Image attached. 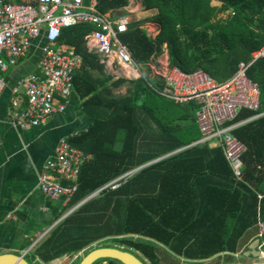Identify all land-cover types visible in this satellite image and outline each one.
Instances as JSON below:
<instances>
[{
    "label": "trees",
    "instance_id": "1",
    "mask_svg": "<svg viewBox=\"0 0 264 264\" xmlns=\"http://www.w3.org/2000/svg\"><path fill=\"white\" fill-rule=\"evenodd\" d=\"M130 1L97 0V11L114 14ZM134 1L143 12L156 11L153 17L131 21L120 37L138 64L166 51L171 67L184 73L200 70L222 83L234 75L238 64L249 62L250 55L264 46V0ZM148 23L157 26L154 38L141 29ZM95 29L79 24L62 30L59 39L81 57L73 93L90 120L87 132L68 140L71 147L92 156L80 169L72 203L133 169L182 151L142 169L117 190L103 191L111 221L101 226H94L93 220L66 222L36 255L48 264L77 255L99 240L117 237L116 248L131 249L151 264H159L162 249L187 264L216 256L227 263L246 249L247 235L256 228L258 206L259 210L264 206L256 191L264 181L258 169L264 165V117L233 132L246 149L241 158L242 181H236L219 148L185 149L200 139L196 105L165 100L143 79L114 80L100 57L86 47ZM246 75L259 89V112H264V59L257 60ZM125 85H129L126 93L117 96L115 92ZM104 109L112 113L106 115ZM254 115L241 111L236 122ZM118 141L121 148L116 151Z\"/></svg>",
    "mask_w": 264,
    "mask_h": 264
},
{
    "label": "built area",
    "instance_id": "2",
    "mask_svg": "<svg viewBox=\"0 0 264 264\" xmlns=\"http://www.w3.org/2000/svg\"><path fill=\"white\" fill-rule=\"evenodd\" d=\"M129 22L128 16L99 13L97 0H0V97L10 68L30 53L39 38L44 41L39 47L36 72L19 80L17 90L12 92L9 119L15 126L34 128L69 109L81 57L73 48L59 43L60 33L79 24L92 25L96 29L90 33L86 47L100 57L105 70L115 79H143L161 98L176 105L194 103L200 134L197 145L215 144L234 179L242 181L241 158L246 149L233 132L264 117V112H259V89L246 75L257 60L264 59V46L250 55L249 62L238 64L231 78L219 83L203 71L184 73L171 67L166 51L145 64L136 63L120 40ZM241 111L255 115L236 122ZM90 160L67 139H61L54 157L45 162L38 177L40 193L52 201L70 200L78 191L80 169ZM258 169L264 172V166ZM125 179L107 187L117 189ZM256 228L260 243L264 240L263 219H257ZM262 247L261 243L258 249Z\"/></svg>",
    "mask_w": 264,
    "mask_h": 264
},
{
    "label": "crops",
    "instance_id": "3",
    "mask_svg": "<svg viewBox=\"0 0 264 264\" xmlns=\"http://www.w3.org/2000/svg\"><path fill=\"white\" fill-rule=\"evenodd\" d=\"M132 2L133 1H130L128 7L122 9L124 12L119 10L114 14L116 16L135 14V11L129 10ZM135 3V10H138L140 9L139 7H142L138 2ZM149 12L151 11H138L139 14L136 16H148ZM139 19L141 18H138L137 22L142 21ZM148 25H152V23H148L145 26ZM43 43V38H39L30 53L25 58L19 60L16 66L10 68L5 76L6 88L0 97V256L4 254L25 256V259L27 261L29 260V263L31 261L32 264H43L36 255L37 249L52 235V233L58 227L63 226L66 222H89L93 220V222L95 221L94 226H101L106 223L108 219H110V221L112 220V218L108 217L110 216L111 211H107V209L104 207L103 191H115L118 188L111 189L107 186L122 178H126L124 181L126 182V180L133 177L142 169L182 151H177L173 154L164 156L162 159L160 158L154 160L139 168L133 169L111 181L106 186L85 197L79 202L72 203V198L67 201L64 199L52 201L44 197L38 188V177L42 171L43 165L46 161L54 157L56 147L61 139L69 140L71 138L78 137L81 133L87 132L90 126V120L83 112L81 108V102L76 96H74V93L72 94L71 106L63 115L54 116L46 120V122L39 125L38 127L21 128L15 126V124L9 119L8 109L13 97L12 92L13 90H17L19 79L22 76V68L20 66L25 65L26 69H28V67H32L30 74L35 73L36 66L39 61V47ZM27 57H29L30 60L34 62L32 65L28 62H24ZM105 72L112 76L114 80H118L115 79L111 73L107 72L106 70ZM250 122L253 121H249L244 125ZM198 141L199 139L194 141L185 149L201 146L197 145ZM120 148L121 143L118 141L115 145V150L119 151ZM209 148L216 147H211L209 145ZM88 156L92 158L91 155ZM256 189L257 198L258 196L261 197V199H258V201L263 202L264 181L258 185ZM258 218L264 220V206L262 210H259L258 206L257 219ZM247 236H249L250 239L246 243V249L243 250L244 248H242L239 253L233 256V259L239 260L238 256L242 255L244 257L243 259H259L264 263L263 256L260 255L259 258H255L253 256L254 250L252 249V245L255 241H257L255 251H258L260 254L261 252L264 254L262 251L264 249V240L258 243L257 228H254L253 232L248 233ZM133 238L136 239L137 237ZM116 239L119 238L110 237L99 240L96 244L105 243L107 241H115ZM261 243L263 244V247L259 250L258 246ZM105 247L118 249L115 245L110 244L105 245L102 248ZM119 250L132 253L139 259L142 258L141 260H143L145 263L144 258L133 250L126 247L124 249L120 248ZM164 251L166 250L162 249V252ZM83 252L84 251L77 255H65L48 264H65L67 259H71L73 256H76L75 259H77L81 256V254H83ZM170 257L176 259L174 256ZM182 261L183 260H181V262Z\"/></svg>",
    "mask_w": 264,
    "mask_h": 264
},
{
    "label": "rangeland",
    "instance_id": "4",
    "mask_svg": "<svg viewBox=\"0 0 264 264\" xmlns=\"http://www.w3.org/2000/svg\"><path fill=\"white\" fill-rule=\"evenodd\" d=\"M131 1H133L132 2V5L130 6V8H129V10L130 11H135V14H128L127 16L129 17V21L131 22V21H137L138 20V18H141V19H139V20H145V19H147V18H150V17H153L155 14H156V11H151V12H149L148 14V16L147 15H144V16H141V17H137L136 15L137 14H139L138 13V11L139 12H141L142 11V7H139L140 9H138V10H135V7H136V1L134 2V0H131ZM139 3V2H138ZM140 4V3H139ZM128 7V6H127ZM122 11V10H121ZM122 12H124V11H122ZM146 25V24H145ZM145 25H143V26H141V29H143V30H145L146 32H147V34H149L150 35V37L151 38H153L154 36H155V34H156V32H157V26L156 25H154V24H152V25H148V26H145ZM24 62H28L29 64H33L34 62L32 61V60H30V58L29 57H27V59H25V61ZM21 68H22V76H21V78L19 79V80H21V79H24V78H26V77H28L29 75H30V71H31V68L32 67H28V69H26V67H25V65H22V66H20ZM129 87V85H125L123 88H121V89H119V90H117L116 92H115V94L117 95V96H123L125 93H126V89ZM104 113L106 114V115H108V114H110V113H112V110H106V109H104ZM182 124V123H181ZM121 141V140H120ZM210 146L211 147H213V146H215V144H210ZM162 158H164V157H161V159ZM160 159V158H159ZM116 241H107V242H105V243H101V244H94V245H92L89 249L87 248L86 250H84V252H83V254H81V256L80 257H78L77 259H75L76 258V256H73V258H71V259H67V261L65 262V264H79V262L81 261V259L87 254V253H89L90 251H92V250H95V249H99V248H102V247H104L105 245H108V244H110V245H115L116 247H118V245H116ZM121 249H124L125 247H120ZM243 250H245V248L243 249ZM263 252H264V249L262 250ZM165 252V253H164ZM164 252H161V253H159L158 254V256L160 257V262H159V264H187L185 261H182L181 262V260H179V259H173V258H171L170 256H172V255H168V253H167V251H164ZM239 257V260L238 259H229L228 261H227V263L229 264H264L263 263V261H260L259 259H249V260H246V259H243L244 257L242 256V255H239L238 256ZM234 258V257H233ZM142 259V258H141ZM163 259H164V261H163ZM145 260V259H144ZM29 261V260H28ZM30 263L32 264V262L30 261ZM145 263L146 264H151V263H149L147 260H145ZM195 264H226V263H224V261H223V259H222V257H220V258H218V257H214V258H211V259H209V260H206V261H202V262H199V263H195Z\"/></svg>",
    "mask_w": 264,
    "mask_h": 264
},
{
    "label": "water",
    "instance_id": "5",
    "mask_svg": "<svg viewBox=\"0 0 264 264\" xmlns=\"http://www.w3.org/2000/svg\"><path fill=\"white\" fill-rule=\"evenodd\" d=\"M257 241L252 245L253 256L260 257V253L255 251ZM0 264H30L25 256H16L14 254H4L0 256ZM79 264H144L137 256L132 253L119 249L99 248L87 253Z\"/></svg>",
    "mask_w": 264,
    "mask_h": 264
},
{
    "label": "bare ground",
    "instance_id": "6",
    "mask_svg": "<svg viewBox=\"0 0 264 264\" xmlns=\"http://www.w3.org/2000/svg\"><path fill=\"white\" fill-rule=\"evenodd\" d=\"M262 256L264 257V254Z\"/></svg>",
    "mask_w": 264,
    "mask_h": 264
}]
</instances>
